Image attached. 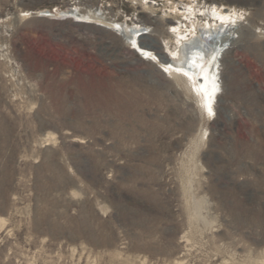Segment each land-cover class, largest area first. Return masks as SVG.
Masks as SVG:
<instances>
[{
  "label": "rangeland",
  "instance_id": "rangeland-1",
  "mask_svg": "<svg viewBox=\"0 0 264 264\" xmlns=\"http://www.w3.org/2000/svg\"><path fill=\"white\" fill-rule=\"evenodd\" d=\"M0 264H264V0H0Z\"/></svg>",
  "mask_w": 264,
  "mask_h": 264
},
{
  "label": "bare ground",
  "instance_id": "bare-ground-1",
  "mask_svg": "<svg viewBox=\"0 0 264 264\" xmlns=\"http://www.w3.org/2000/svg\"><path fill=\"white\" fill-rule=\"evenodd\" d=\"M81 19V18H80ZM79 20V18H78ZM218 28V27H217ZM114 29V28H113ZM213 29L216 31V26L213 28L211 27L209 24L207 25V28H204L202 30V32L204 33V37L201 35H197L194 36L195 39L193 37L192 41L189 43H184L182 42V47L180 49V51L177 53V55H175V57L171 60L168 59V63H164V65L168 66V64H171L170 67H172V69H174L175 71V75H176V70L178 71H184V73H186L188 76H191L192 73H194L193 71V67L196 70V74L198 72L197 68H199L200 63L194 61V58H198L202 59V62L206 61L205 63H208V59L210 58L212 60L213 63H215V65L217 64V60H218V54L220 52V49L224 46L225 44V40L227 39H222L216 43H211L210 45L215 44L216 46V50L211 49L210 47L207 46V42H209V38L212 36V32ZM218 30V29H217ZM123 34H125V36H131L132 38L130 39H136L139 35V30H136L134 32H132V34L128 33V31L125 29L120 30ZM219 31V30H218ZM214 33V32H213ZM216 33V32H215ZM194 39V40H193ZM191 39H185V41H190ZM228 41V40H227ZM227 44V42H226ZM225 44V45H226ZM189 46V47H188ZM214 47V48H215ZM210 55V56H209ZM216 61V62H215ZM210 64V63H209ZM215 65L210 66L208 68L209 71H213L211 74V80H215L212 76H214V70H215ZM192 67V68H191ZM171 73V72H170ZM195 74V73H194ZM204 74V72H203ZM206 75V74H205ZM186 76V75H185ZM203 76V75H202ZM209 76V75H208ZM204 78L208 81L209 79L206 78V76H204ZM210 80V81H211ZM211 81V82H212ZM206 82V81H205ZM212 97V95H211Z\"/></svg>",
  "mask_w": 264,
  "mask_h": 264
}]
</instances>
